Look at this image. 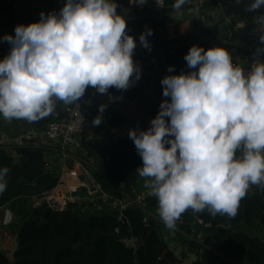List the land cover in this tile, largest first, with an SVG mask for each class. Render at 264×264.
I'll list each match as a JSON object with an SVG mask.
<instances>
[{"label":"clouds","instance_id":"obj_1","mask_svg":"<svg viewBox=\"0 0 264 264\" xmlns=\"http://www.w3.org/2000/svg\"><path fill=\"white\" fill-rule=\"evenodd\" d=\"M188 2L174 0L172 7L179 11ZM156 4L164 6V0ZM262 7L264 0L245 6L264 24V11L257 12ZM126 28L116 0H64L58 11L15 25L14 35L0 37L10 45L0 58V118L39 121L57 101L78 103L88 88L126 90L141 75L133 59L137 40ZM151 34L145 26L138 35L149 50ZM258 39V59L247 72L227 47L190 45L187 70L168 65L160 80L168 99L146 128L128 130L142 161L136 171L169 230L188 209L233 217L250 186L264 188V34ZM106 107L101 103L98 112ZM101 120L98 114L92 123ZM8 171L0 167V193Z\"/></svg>","mask_w":264,"mask_h":264},{"label":"trees","instance_id":"obj_2","mask_svg":"<svg viewBox=\"0 0 264 264\" xmlns=\"http://www.w3.org/2000/svg\"><path fill=\"white\" fill-rule=\"evenodd\" d=\"M188 48L170 49L171 53H166L165 61L174 66L175 72L187 70L184 55ZM133 59L135 62L139 59L148 62L140 56ZM149 66L154 69L151 64ZM160 68L167 73L165 64H160ZM151 79L156 96L168 99L162 95L161 79L158 76ZM145 87L140 77L126 90L111 87L107 93L101 94L94 88H88L84 94L96 101L98 106L101 103L107 105L109 120L100 125L107 124L110 129L123 117L117 108V101L109 100L110 95L138 100ZM158 110L159 103L151 109L152 117ZM131 125L144 129L149 124L132 122ZM82 145L86 159H92V166L87 167L99 190L119 200L134 199L136 188L142 180L136 168L142 161L129 135L115 136L114 140L103 144L98 141L92 143L84 137ZM14 151L20 154V160L16 163L12 152L0 151V167L9 170L6 189L0 193V206L9 208L15 217L6 227L16 229L17 244L11 256L6 251H0V264H180L179 257L175 256L161 233V227L165 224L157 212V199L147 206L153 215L134 201L121 212L108 206H104V209L93 208L95 210L92 211L91 204L83 208L82 204L72 203L60 212H53L44 201L35 197L58 181V176L49 169L43 149L26 147ZM189 210L210 225L205 229L208 232H203L200 242L188 240L177 233L196 252V259L191 264H264L263 238L225 226L230 220L233 223L259 225L264 231V188L250 186L233 217L220 214L211 216L206 210ZM120 217L126 223L120 222ZM180 218L176 229H185L190 233L191 226L188 228L186 224H179ZM145 226L147 233L142 239ZM128 238L134 239L137 244L126 245L124 240Z\"/></svg>","mask_w":264,"mask_h":264},{"label":"crops","instance_id":"obj_3","mask_svg":"<svg viewBox=\"0 0 264 264\" xmlns=\"http://www.w3.org/2000/svg\"><path fill=\"white\" fill-rule=\"evenodd\" d=\"M221 0H189L188 3L182 5L181 9L177 11L172 7L174 0H164V7L161 9H155L152 0H146V3L139 4L133 2V0H116L117 11H123L126 19V30L137 40V47L135 48L133 55L146 51L161 58L166 55L170 49H176V44L182 38L192 36L200 30L217 24L222 21H227L230 30L237 31L239 36H249L245 34V29L249 27H260L264 30V24L256 22L254 15L251 12H244L228 17H223L219 12L218 3ZM64 3V0H0V37L5 33L14 35V27L17 24H27L31 21L39 19V14L43 11L47 14L50 11H58ZM264 11V7L258 9L257 12ZM145 26L152 29V34L147 36L151 44V49H146L140 45L138 35L144 30ZM240 42L244 43V46L226 45L232 55V60L238 64L245 65L251 59H258L253 53L259 45V39L251 42L239 37ZM199 45L204 48L211 47L209 42H200ZM9 43L0 39V55L5 56L9 50ZM137 63L141 67V79L145 83V90L142 94L141 100H129L125 98H115L110 95L109 100L117 101V108L122 113L123 117L120 121H117L114 128L120 127L123 124L131 125L134 123H141L148 125L152 118L151 109L160 103L162 99H159L155 94L154 81L151 79L153 76H158L160 79L166 74L161 68L150 69L149 63L145 60L139 59ZM148 100V101H147ZM152 102V104H149ZM66 104L62 101L56 102L55 110L48 117L42 118L39 121L26 122L23 120H13L11 122L0 118V135L14 134L16 132L25 130L29 127H36L43 125L51 118H58L63 113V108ZM100 114L102 116V122H108L109 116L105 110L103 113L98 112V108L90 112L91 118ZM100 123V124H101ZM93 124L91 132L85 136V140H90L92 143L99 142L100 144L112 141L115 135L110 137L109 126ZM133 127V125H132ZM44 158L48 162L50 171L54 172L58 176L60 183H65L68 179V172L75 169L81 174L87 172L91 175L89 167L92 166V159H86V153L84 149L79 151L75 156L69 158H63L61 151L57 146H48L43 150ZM14 162L20 160V154L13 155ZM87 165H86V164ZM89 165V167H87ZM92 177V175H91ZM92 180L96 182L93 177ZM81 185L85 183L79 180ZM148 188L145 187V178L139 182L136 191L135 198L131 200L137 205L142 207L148 213L147 206L152 203L156 197L146 196ZM80 197L94 198L93 194L88 192L77 193ZM124 201V200H123ZM127 202V201H125ZM90 209H104L105 203L101 202L103 207L93 205ZM86 207V206H85ZM5 207L0 206V222L3 218V210ZM95 208V209H93ZM114 209L113 207H110ZM15 217L13 216V219ZM178 222H176V225ZM179 224H186L191 226L190 233H187L185 229L169 230L166 226L161 227V233L166 238L170 248L174 250L176 257H179L180 264H191L196 259V252L187 245V242H183L182 238L178 236L180 233L188 240L190 237L198 233L208 232L198 223H196L194 214L188 209L180 218ZM225 226L241 230L250 235L258 236L264 239V231L259 225H245L240 223H233L228 220ZM12 229V230H11ZM0 244L7 252L8 256H11L16 248V229L12 227H6L0 223Z\"/></svg>","mask_w":264,"mask_h":264},{"label":"built area","instance_id":"obj_4","mask_svg":"<svg viewBox=\"0 0 264 264\" xmlns=\"http://www.w3.org/2000/svg\"><path fill=\"white\" fill-rule=\"evenodd\" d=\"M152 3L155 9H161L164 7L158 6L156 4V0H152ZM245 34L259 38L260 34H264V30L260 27H249L245 29ZM169 53H171V51L167 52V54ZM134 56H140L148 60L149 64H151L154 69L160 68V64L168 66L165 61V56L158 58L152 53L146 51H141L133 55V57ZM2 57L3 55H0V58ZM256 62V58L251 59L245 65H241L233 61L234 64L241 66L245 72L250 70L251 66ZM97 108L98 105L96 101L84 94L78 103L73 102L66 104L63 108L62 116L58 118H51L38 127H29L10 135H0V151L4 150L12 152L13 155H15L17 154L16 151H14L16 148L38 147L44 150L45 147L55 145L61 151L63 158L75 156V154L83 148V138L91 132L93 128L90 112ZM130 128H133L132 125L123 124L120 127L110 128L109 133H114V135L116 134L115 136L128 135V130ZM79 180V172L73 169L68 172V179L65 183L62 184L57 181V183L50 189L41 191L40 194H36L35 197H38L40 201H44L46 206L53 212H60L64 210L70 203L82 204L83 208H86L89 203L100 206L101 202H104L121 212L122 209L131 203V201L125 202L101 192L96 182V190L91 192L85 184L81 185L80 182H78ZM82 191L88 192L90 195L93 194L94 198H85V196L80 197L77 195V193ZM145 195L148 197H155L150 194L149 189ZM148 214L153 215L152 213ZM194 218L196 223L204 229L210 227L209 224L204 223L200 218L196 216H194ZM12 220L13 214L11 210L5 207L3 210L2 225H7L12 222ZM190 238L191 240L200 242L202 241L203 233L195 234ZM124 242L128 246L137 244L134 239L130 238L124 240Z\"/></svg>","mask_w":264,"mask_h":264},{"label":"water","instance_id":"obj_5","mask_svg":"<svg viewBox=\"0 0 264 264\" xmlns=\"http://www.w3.org/2000/svg\"><path fill=\"white\" fill-rule=\"evenodd\" d=\"M248 2L249 0H240V3H236V0H221L218 3L219 12L222 14L223 17L248 12L245 8ZM239 37L254 43L257 41V38L254 36H239L237 31L235 32L234 30H230L227 21H222L217 24H213L212 26L206 27L200 30L199 32L193 34L192 36H187L185 38L180 39L176 44V48H185L192 44H199L200 42H209L211 46L219 45L225 47L228 44L244 46V43L240 42ZM79 179L85 183L89 191L94 192L96 190V185L92 180L91 175L87 172H82L81 174H79ZM262 220L263 215L260 218V222H262ZM119 221L122 223H126L123 217H120ZM146 233L147 226H145L144 228L142 239H144ZM128 236H130V234ZM0 251H5L1 244Z\"/></svg>","mask_w":264,"mask_h":264},{"label":"rangeland","instance_id":"obj_6","mask_svg":"<svg viewBox=\"0 0 264 264\" xmlns=\"http://www.w3.org/2000/svg\"><path fill=\"white\" fill-rule=\"evenodd\" d=\"M143 97L141 96L138 100H141ZM148 101V100H147ZM149 104H152V102H149ZM110 137H112L113 135H114V133H110ZM88 206H89V204H87ZM105 206H108V207H111V206H109L108 204H104ZM99 207H103L102 205H100ZM0 223H2V220H1V222Z\"/></svg>","mask_w":264,"mask_h":264}]
</instances>
